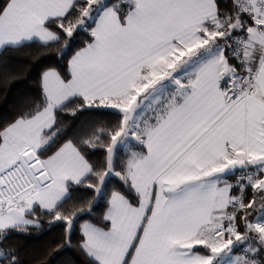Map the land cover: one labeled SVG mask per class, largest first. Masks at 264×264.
<instances>
[{
    "label": "snow or ice",
    "instance_id": "1",
    "mask_svg": "<svg viewBox=\"0 0 264 264\" xmlns=\"http://www.w3.org/2000/svg\"><path fill=\"white\" fill-rule=\"evenodd\" d=\"M37 44L0 123V264L45 216L68 264H264V0H0V55Z\"/></svg>",
    "mask_w": 264,
    "mask_h": 264
},
{
    "label": "trees",
    "instance_id": "2",
    "mask_svg": "<svg viewBox=\"0 0 264 264\" xmlns=\"http://www.w3.org/2000/svg\"><path fill=\"white\" fill-rule=\"evenodd\" d=\"M79 36L72 44L73 49L79 47ZM57 52L54 46L51 49H40L39 45L24 48L20 51H5L0 55V74L4 76L9 72L19 73L15 80L0 79V123L13 118L22 108L26 98H34L39 93V76L43 66L52 63L49 53ZM114 117L105 110L97 113L85 110L79 117L81 122L89 120H111ZM49 217H41L43 223L31 228L27 235H16L11 242L19 249L25 264H68L70 260L79 261L80 257L71 249L55 251L58 244L63 243L64 228L58 223L50 226ZM79 240V232L74 231L72 242Z\"/></svg>",
    "mask_w": 264,
    "mask_h": 264
}]
</instances>
